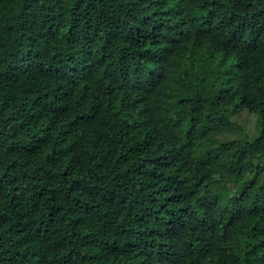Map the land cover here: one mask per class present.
Wrapping results in <instances>:
<instances>
[{
	"label": "clouds",
	"instance_id": "9594fccd",
	"mask_svg": "<svg viewBox=\"0 0 264 264\" xmlns=\"http://www.w3.org/2000/svg\"><path fill=\"white\" fill-rule=\"evenodd\" d=\"M0 264H264V0H0Z\"/></svg>",
	"mask_w": 264,
	"mask_h": 264
}]
</instances>
